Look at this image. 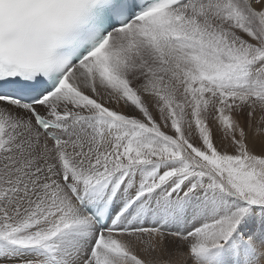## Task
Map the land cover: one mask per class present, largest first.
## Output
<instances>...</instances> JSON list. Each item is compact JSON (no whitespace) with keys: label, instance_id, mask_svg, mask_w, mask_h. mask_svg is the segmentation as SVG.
I'll return each mask as SVG.
<instances>
[{"label":"snow or ice","instance_id":"snow-or-ice-1","mask_svg":"<svg viewBox=\"0 0 264 264\" xmlns=\"http://www.w3.org/2000/svg\"><path fill=\"white\" fill-rule=\"evenodd\" d=\"M0 264H264V0H0Z\"/></svg>","mask_w":264,"mask_h":264}]
</instances>
